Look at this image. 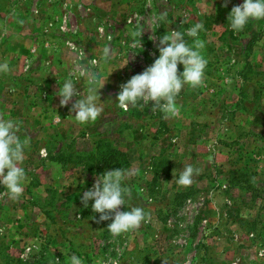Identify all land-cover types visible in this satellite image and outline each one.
<instances>
[{
    "label": "rangeland",
    "instance_id": "1",
    "mask_svg": "<svg viewBox=\"0 0 264 264\" xmlns=\"http://www.w3.org/2000/svg\"><path fill=\"white\" fill-rule=\"evenodd\" d=\"M91 1L0 0V61L9 64L0 72V118L16 121L28 140L22 196L13 201L0 185V264H67L72 253L85 264H264V19L233 30L228 14L242 0L227 7L223 0H112L113 19L87 9ZM196 21L208 64L203 84L178 94L177 114L165 116L152 102L120 106V85L152 63L159 36ZM81 66L97 73L103 107L85 124L70 111L77 97L62 106L57 94L65 78L84 92ZM108 125L121 129L113 135L133 172L120 209L139 204L146 213L138 228L119 235L84 213L90 205L80 197L100 172L49 156L72 146L91 151ZM184 164L199 169L187 186L173 180ZM58 196L57 207L50 205Z\"/></svg>",
    "mask_w": 264,
    "mask_h": 264
},
{
    "label": "clouds",
    "instance_id": "2",
    "mask_svg": "<svg viewBox=\"0 0 264 264\" xmlns=\"http://www.w3.org/2000/svg\"><path fill=\"white\" fill-rule=\"evenodd\" d=\"M223 3L227 7L229 0H223ZM252 19H264V0H242V3L233 5L228 14L229 25L236 31L242 30ZM202 29L203 23L196 21L184 30L169 29L160 35L156 46L158 55L142 72L133 74L120 85L116 102L124 108L136 105L139 101L152 102L153 108L158 107L165 116L176 115L177 96L185 85L196 87L204 82L208 60L201 51L202 43L198 39ZM186 36L194 38L192 43L188 42ZM134 43L141 45V40H134ZM108 54L106 48L104 55ZM128 62L129 60L123 62V66ZM179 65H183L182 70ZM8 71V61H0V72ZM78 75L86 79L88 86L80 93L75 80L65 78L57 93L60 104L68 105L73 97H77L70 109L75 113L72 115L74 119L81 124L94 122L103 112L97 87L94 86L97 73L81 66ZM18 129V123L13 119L0 118V185H3L7 197L13 201L22 196L28 182V175L22 164L28 140L20 138ZM198 172L199 169H194L191 164H184L178 175L174 173L173 180L178 185L187 186L192 183L194 173ZM132 174L130 169L120 167L97 173L92 186L80 197L84 207H88L89 201H92L94 213L100 214L93 219H98V222L110 219L106 228L113 235L138 228L146 219L145 210L139 204H133L126 210L120 209L121 205H125V198L130 192L122 182ZM67 264H85V261L82 256L72 253L67 258ZM103 264L116 262L109 259L104 260Z\"/></svg>",
    "mask_w": 264,
    "mask_h": 264
},
{
    "label": "trees",
    "instance_id": "3",
    "mask_svg": "<svg viewBox=\"0 0 264 264\" xmlns=\"http://www.w3.org/2000/svg\"><path fill=\"white\" fill-rule=\"evenodd\" d=\"M258 38L252 37V39L249 41L250 44L254 43ZM247 64V65H246ZM248 66V59H246L244 67L240 70V73H242V76L244 79L247 78L245 73L246 67ZM115 130H121V129H115L112 128L111 125L104 127L103 129L99 130L97 134L99 135L94 149L91 151H79L74 146L67 148V149H61L56 155L50 154L51 160H59L61 162L68 161L69 163L73 164H81L85 169L88 170H98V172L103 173L105 170L113 169V168H123V169H129L130 166V159L127 151L120 147V143L118 138H116L113 135V132ZM115 134V133H114ZM238 184H241L242 187H251L255 186V183L253 181H245L243 182L242 179H239ZM124 185H126L130 191L131 185L127 182V179H125L122 182ZM52 192H54V195L56 196V191L54 189H51ZM58 195V194H57ZM61 200L63 197H57L49 199V204L57 207V201ZM65 201L62 203L64 204ZM90 210L85 211L84 213L87 214H93L99 217V213H94L93 209L91 208V203H89ZM51 209H47V213L50 215L51 218H53L55 221V214H51ZM64 212V211H63ZM84 214V215H85ZM64 215H66L64 213ZM65 218V217H64ZM110 220V219H109ZM109 220L105 221H99L98 219H95V221L101 225H107Z\"/></svg>",
    "mask_w": 264,
    "mask_h": 264
},
{
    "label": "crops",
    "instance_id": "4",
    "mask_svg": "<svg viewBox=\"0 0 264 264\" xmlns=\"http://www.w3.org/2000/svg\"><path fill=\"white\" fill-rule=\"evenodd\" d=\"M112 2H113L112 0H92L91 3H90L91 6L90 7L87 6V9H89L91 11H94L97 14H102L104 16L107 15L108 18H109V15H112L111 19H113V16L117 13L116 12L117 6H115ZM113 28L116 29V27L112 23H108L107 26H105V29H107V36H109V37L115 36V33L113 32ZM35 33H36V31L33 30L31 32V35H30L29 39H32L33 38L32 35L35 36ZM31 41H33V42L29 41L32 44L31 46L34 45V48H36L35 41L34 40H31ZM12 42H13L14 48L18 50L17 52H19L20 51V46H21L20 38L14 37ZM32 50H34V49H32ZM30 58L32 60H34L35 62L38 61V60L36 61L37 58H35V55H31ZM15 105L17 106V110H18L19 109V105H20L19 99L17 100V102H15ZM33 105H36V103L34 101L31 103L30 106L32 107Z\"/></svg>",
    "mask_w": 264,
    "mask_h": 264
}]
</instances>
